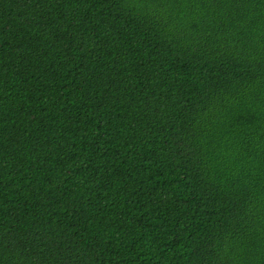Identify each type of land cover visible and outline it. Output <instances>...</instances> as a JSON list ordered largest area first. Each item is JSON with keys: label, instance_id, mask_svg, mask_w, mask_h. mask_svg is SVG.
I'll return each mask as SVG.
<instances>
[{"label": "trees", "instance_id": "16d2710c", "mask_svg": "<svg viewBox=\"0 0 264 264\" xmlns=\"http://www.w3.org/2000/svg\"><path fill=\"white\" fill-rule=\"evenodd\" d=\"M0 264H264V0H0Z\"/></svg>", "mask_w": 264, "mask_h": 264}]
</instances>
